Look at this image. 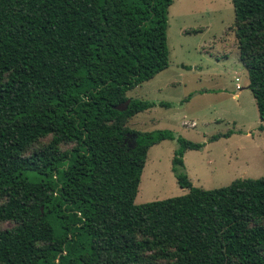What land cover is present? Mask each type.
<instances>
[{
    "label": "trees",
    "instance_id": "1",
    "mask_svg": "<svg viewBox=\"0 0 264 264\" xmlns=\"http://www.w3.org/2000/svg\"><path fill=\"white\" fill-rule=\"evenodd\" d=\"M172 2L0 0V264H264V177L193 186L183 154L205 143L128 126L156 105L127 92L168 67ZM231 3L264 121V0ZM174 138L187 192L135 204L149 148Z\"/></svg>",
    "mask_w": 264,
    "mask_h": 264
},
{
    "label": "rangeland",
    "instance_id": "2",
    "mask_svg": "<svg viewBox=\"0 0 264 264\" xmlns=\"http://www.w3.org/2000/svg\"><path fill=\"white\" fill-rule=\"evenodd\" d=\"M234 29L231 0H173L168 9V67L127 93L128 98L156 102L135 114L130 128L170 130L176 137L205 143L183 154L184 171L192 185L205 189L228 185L237 178L264 177V121L247 88L248 73L239 60ZM161 101L170 106H159ZM191 122L195 125L190 126ZM228 129L233 130L229 137L207 141L210 135ZM49 141L50 136L35 141L25 154ZM177 148L175 138L149 148L135 204L187 192L171 170ZM10 226L0 223V229Z\"/></svg>",
    "mask_w": 264,
    "mask_h": 264
},
{
    "label": "built area",
    "instance_id": "3",
    "mask_svg": "<svg viewBox=\"0 0 264 264\" xmlns=\"http://www.w3.org/2000/svg\"><path fill=\"white\" fill-rule=\"evenodd\" d=\"M237 87H239V86H237ZM189 125H190V126H193V125H194V123H193V122H191V123H189Z\"/></svg>",
    "mask_w": 264,
    "mask_h": 264
},
{
    "label": "crops",
    "instance_id": "4",
    "mask_svg": "<svg viewBox=\"0 0 264 264\" xmlns=\"http://www.w3.org/2000/svg\"><path fill=\"white\" fill-rule=\"evenodd\" d=\"M237 86H239V85H236V88H238L239 89V87H237ZM128 93V92H127ZM237 95H235V97H236ZM194 123V125H195V122H193Z\"/></svg>",
    "mask_w": 264,
    "mask_h": 264
},
{
    "label": "water",
    "instance_id": "5",
    "mask_svg": "<svg viewBox=\"0 0 264 264\" xmlns=\"http://www.w3.org/2000/svg\"><path fill=\"white\" fill-rule=\"evenodd\" d=\"M126 103H128V100H127V102Z\"/></svg>",
    "mask_w": 264,
    "mask_h": 264
}]
</instances>
